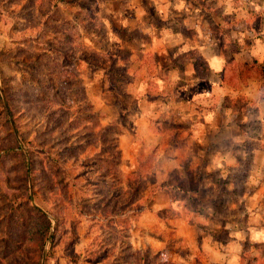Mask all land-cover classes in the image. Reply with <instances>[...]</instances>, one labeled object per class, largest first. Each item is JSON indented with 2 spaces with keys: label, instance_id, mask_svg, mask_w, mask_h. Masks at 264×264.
<instances>
[{
  "label": "rangeland",
  "instance_id": "obj_1",
  "mask_svg": "<svg viewBox=\"0 0 264 264\" xmlns=\"http://www.w3.org/2000/svg\"><path fill=\"white\" fill-rule=\"evenodd\" d=\"M68 42L77 61L48 48ZM213 53L234 73L264 76V0H0V264H263L247 202L264 181L254 173L264 104L217 93L206 125L197 101L212 76L193 65ZM52 61L77 77L62 125L41 101L40 63ZM228 119L235 143L224 140ZM190 175L195 194L164 187ZM223 180L235 188L223 192ZM218 196L227 207L213 206ZM38 212L51 222L43 246Z\"/></svg>",
  "mask_w": 264,
  "mask_h": 264
},
{
  "label": "crops",
  "instance_id": "obj_2",
  "mask_svg": "<svg viewBox=\"0 0 264 264\" xmlns=\"http://www.w3.org/2000/svg\"><path fill=\"white\" fill-rule=\"evenodd\" d=\"M203 56L208 62L212 76V79L210 80V84H212L210 91L205 95H202V97H204L203 100L197 101L198 104L199 102L201 103L204 101L202 105L205 109L204 115L206 116L204 122L206 123V125H214V122L211 121V118L215 116V111L218 110L221 105V103L219 102L220 104L216 108H214L212 112L206 110V107L209 108L214 105L211 98L217 93H219L221 95V98H223L221 99L222 102L225 99L226 102L233 103L235 102L236 98H240V96H242L244 98H247L249 104H256L258 106L264 104V76L261 73L258 74L257 71H243L244 74H241V72L234 73L231 69L225 68L224 60L217 54L213 53L209 56L203 54ZM249 56L251 57H249L251 60H255L252 59L255 58L254 55ZM192 75V68L191 65H189L186 70L187 79L185 80V82L187 84L188 82L193 81L188 80L191 79L189 77ZM188 86L189 84H184L181 90H183V88L184 90H187L186 87ZM186 102L187 101H185V103ZM188 103L191 105L190 109H192L194 106L193 104H191L192 100H188ZM224 110L226 111V109ZM234 122L232 121V119H228V121L224 123L225 126H228V128H226L228 129L227 131H230V134L226 135V137H224V140H233V143H235L236 140V138H233L232 136V130L234 128L233 126L236 125V122ZM144 124H146L145 121L143 122L142 126H137V129L147 131L148 127ZM239 134L240 135L237 136V138H241V135H243L240 132ZM239 140L241 141V139ZM257 154L260 157V160L255 166L254 173L262 174L264 173V152H258ZM251 184L258 185V187L256 192L248 198L247 206L249 207V205H251V210H253L250 213L251 218L249 220L247 231L250 238L254 239L257 242H264V181L260 179V183H258L257 180H254Z\"/></svg>",
  "mask_w": 264,
  "mask_h": 264
},
{
  "label": "trees",
  "instance_id": "obj_3",
  "mask_svg": "<svg viewBox=\"0 0 264 264\" xmlns=\"http://www.w3.org/2000/svg\"><path fill=\"white\" fill-rule=\"evenodd\" d=\"M58 36L68 38V34L65 35L64 31L63 32L60 31L58 33ZM67 46L68 47H66L65 51L58 45L54 46L51 44L50 47H48V48H49V50H51V52L53 54H59V56L61 58L66 57L68 59L69 58L72 59L73 61H77L79 59V56L77 55L78 53L76 52L77 50L73 46V43L68 42ZM59 62H60V59H59ZM52 63H54L53 67H50V65L47 63H43V62L40 63L41 67L47 70V78H49V81H48L49 82V89H47V90H49L48 91L49 95L43 92L44 95H43V98L41 101L46 104L45 106H47V109L51 112L50 114L52 115V117L47 116L48 123L55 120V118L57 116V117H61V121H60L59 125H62L63 122H65V118H67V116L71 112L72 104L75 101V98H78L75 95L78 91L76 90V92H74L72 90L74 84H76L75 82L77 81V77L71 71H66L67 70L66 68H69L68 63L63 64L61 62V66L63 67V69H61V70H57V67H60V63H58V61H52ZM75 67L77 68V66H75ZM193 67H194V72L202 79H207L209 74L211 73V71L209 69L208 62L203 57L199 58L198 60H195ZM53 73L55 75H53ZM56 79H59L61 81V83L63 84V88L60 89L54 85V82ZM50 91H51V93H50ZM70 92H72L71 95L68 94ZM65 93H67V94L65 95ZM82 102H84V101L82 100ZM8 105L11 108L10 103H8ZM51 110H53V111H51ZM97 116L100 117L99 114ZM96 128H100V131L102 133L105 131H108L107 135L106 136L103 135V137H102V138H104V141L112 140L113 137L111 135L114 132H116L115 129H111V128H107V127H100V124H98V123L94 124L92 129L94 130ZM92 129H90V130L93 131ZM101 135L102 134H100V137H101ZM15 142H16L17 146H19L17 141H15ZM11 148L12 147L9 146L7 149H11ZM114 154H117L119 156L120 151L116 150L114 152ZM237 170H239L238 173L239 172L243 173L244 171L247 170V168L244 166H240V168ZM188 181H189V183L188 184L186 183L188 186L180 181L175 186L174 185L173 186L168 185V187L167 186H164V187L169 189V190L195 194L197 192V188L199 187L200 182H197V184H196L191 175H190ZM244 181H245V179L243 178L239 182L241 184H243ZM231 184L232 185L234 184V186L231 187L234 189L235 183L233 181L223 180L221 182V187H222L223 192H228L229 186H231ZM133 191H136V189L134 188ZM244 194L245 193L242 192L240 196H243ZM212 204L215 208H218V209H223L224 207L228 206L226 204V200H224L221 197H219V199L213 200ZM38 214L39 215L33 219L32 226H33L34 234L37 235L39 237V239L43 240V243H42V246H43L45 241L47 240V236H48L49 230L51 228V222L44 214H42L40 212H38ZM9 238L11 239V237H9ZM263 264H264V261H263Z\"/></svg>",
  "mask_w": 264,
  "mask_h": 264
}]
</instances>
